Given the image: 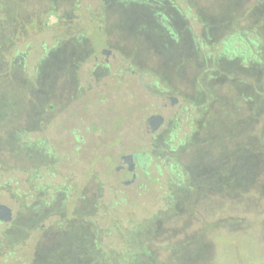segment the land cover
Wrapping results in <instances>:
<instances>
[{"label": "rangeland", "instance_id": "1", "mask_svg": "<svg viewBox=\"0 0 264 264\" xmlns=\"http://www.w3.org/2000/svg\"><path fill=\"white\" fill-rule=\"evenodd\" d=\"M0 205V264H264V0H0Z\"/></svg>", "mask_w": 264, "mask_h": 264}, {"label": "water", "instance_id": "2", "mask_svg": "<svg viewBox=\"0 0 264 264\" xmlns=\"http://www.w3.org/2000/svg\"><path fill=\"white\" fill-rule=\"evenodd\" d=\"M164 121V117L161 115H152L148 121H147V126L150 128V130H156L158 129L161 124ZM134 160V155H128V156H123L122 162L120 163V167L123 166H129L130 164H133Z\"/></svg>", "mask_w": 264, "mask_h": 264}, {"label": "flooded vegetation", "instance_id": "3", "mask_svg": "<svg viewBox=\"0 0 264 264\" xmlns=\"http://www.w3.org/2000/svg\"><path fill=\"white\" fill-rule=\"evenodd\" d=\"M39 211H36V213L38 214ZM5 215H6V210L3 209L0 205V220L1 219H4L5 218ZM32 219V218H31Z\"/></svg>", "mask_w": 264, "mask_h": 264}]
</instances>
